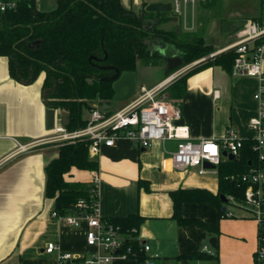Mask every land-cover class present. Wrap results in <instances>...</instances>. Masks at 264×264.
<instances>
[{
  "label": "crops",
  "instance_id": "crops-1",
  "mask_svg": "<svg viewBox=\"0 0 264 264\" xmlns=\"http://www.w3.org/2000/svg\"><path fill=\"white\" fill-rule=\"evenodd\" d=\"M121 1L129 9L147 6L141 0ZM263 1L253 0L245 6L233 4L234 0H216L206 7L203 0L194 15L191 12L188 15L187 23L192 28H186L182 17L171 11L166 13L173 18L164 26L186 34H200L206 44L219 50L238 39L246 19L264 22ZM151 49L163 58L179 55L161 41H153ZM198 64L183 70L181 75ZM148 67L156 68L154 75L144 74ZM166 70H169L167 62L166 65H138L136 71L139 83L152 86L168 76ZM45 75L42 72L33 83L21 82L11 76L9 58L0 55V264H59L57 252L46 251L49 242H57L62 251L77 255L97 251L87 243V224L73 226L54 216L55 199L46 196L45 167L58 156V145L45 144L14 155L19 144L51 134L45 126ZM259 85L257 77L236 76L220 65H211L189 75L180 101L170 98L169 87L161 97L181 107L183 127L177 131L182 136L192 141L221 139L233 129L245 139L253 136L249 122L257 112L255 94ZM91 104L92 107L101 105L98 101ZM90 109H84L85 120L90 117ZM57 112L60 115L56 116V125L67 127L70 122L63 125L62 113L69 111L57 109ZM181 140H154L143 147L129 138H122L114 146H103L98 155H92L89 150V156L98 161L97 169L73 166L64 176L68 181L92 183L95 177L99 178L101 216L110 219L135 213L143 216L138 238L151 246L146 254L154 264H203L204 261L254 264L258 225L247 211H242V218H234L235 213L223 217L218 208L208 202H185L182 214L218 225L220 231L214 234L197 224L181 225L174 218L172 193L175 190L200 188L214 194L220 191L218 167L217 171L203 174L198 167L176 169L172 166V152ZM223 158L229 156L223 154ZM224 203L227 211H232L228 204L237 206L229 199ZM212 237H217V247L211 245ZM205 245L215 250L213 258H177L204 251ZM108 264L139 262L136 258L116 257Z\"/></svg>",
  "mask_w": 264,
  "mask_h": 264
},
{
  "label": "trees",
  "instance_id": "trees-1",
  "mask_svg": "<svg viewBox=\"0 0 264 264\" xmlns=\"http://www.w3.org/2000/svg\"><path fill=\"white\" fill-rule=\"evenodd\" d=\"M56 8L41 10L36 0H19L15 8L0 12V55L9 58L11 76L24 83H33L45 72L43 83L45 103L70 112L67 128L74 130L87 124L84 109L93 108L94 101L108 102L114 95L115 74L105 69L115 66L121 72L140 66L166 65L162 55L151 49L153 41H161L182 57L188 65L217 49L206 44L200 34H186L165 23L173 16L166 12L129 9L121 0H58ZM237 52L229 49L201 62L169 86L170 98L178 102L184 96L190 74L211 65H220L232 73ZM178 69V68H176ZM174 70H166V75ZM253 140L245 138L240 153L232 159L223 158L218 165L220 191L178 189L173 194L174 218L179 224H197L209 233H218L219 226L200 218L185 217V202H208L225 217L227 208L221 194L244 198L245 184L239 179L256 162ZM59 154L45 167L46 196L55 199V211L61 215L80 210L84 199L87 210L98 203V192L92 182L68 181L73 166L97 169L98 161L89 156V141L78 139L60 144ZM234 177V178H233ZM111 220L120 225L125 240L122 252L144 264L148 256L144 242L138 238L144 220L140 214H129ZM177 258L210 259L204 251L186 253Z\"/></svg>",
  "mask_w": 264,
  "mask_h": 264
},
{
  "label": "built area",
  "instance_id": "built-area-1",
  "mask_svg": "<svg viewBox=\"0 0 264 264\" xmlns=\"http://www.w3.org/2000/svg\"><path fill=\"white\" fill-rule=\"evenodd\" d=\"M19 0H0V12L15 8ZM143 5L151 3H164L171 5V12L182 17L186 28H192L187 23L188 15H194L196 7L203 0H141ZM238 39L226 46L202 57L184 68L174 71L155 85H143L137 93L128 100L120 102L119 106L110 112L99 110L100 105L90 109L87 124L74 130L66 126L56 125L51 134L19 144L15 154L45 144H60L74 142L78 139L89 141V150L92 155H98L103 146H114L122 138H129L143 147L149 146L154 140L183 139L176 150L172 152L171 164L176 169L198 167L199 172L206 174L217 171L222 161L223 152L233 154L235 157L243 147L244 138L233 129L225 137L208 138L192 141L187 136L178 133L183 127L181 107L166 101L161 96L164 91L181 74L193 64L201 63L210 57L229 49H235L237 56L234 61L232 74L236 76L257 77L260 80L259 88L255 94L258 102L256 115L250 119L249 127L253 131L251 139L253 150L256 152V162L239 179L245 184L244 198L238 199L234 195L228 196L232 204L240 206L247 211L258 225V245L255 252L254 264H264V22L257 19H246L238 32ZM214 165V168L204 166L205 162ZM234 178V177H233ZM99 178L95 177L93 183L98 192ZM74 212L61 215L57 211L54 216L63 218L73 226L87 224L86 239L90 246L97 251L90 255H77L61 250L57 242H49L46 246L48 253L57 252L59 264H108L116 257L126 258L129 252H122L125 234L119 224L110 218L101 216L98 203L93 211L87 210L84 199L78 202ZM233 211H227L226 216H233ZM151 246L144 243V250L150 251ZM204 251L215 256V250L204 246ZM144 264H154L152 258H147Z\"/></svg>",
  "mask_w": 264,
  "mask_h": 264
},
{
  "label": "water",
  "instance_id": "water-1",
  "mask_svg": "<svg viewBox=\"0 0 264 264\" xmlns=\"http://www.w3.org/2000/svg\"><path fill=\"white\" fill-rule=\"evenodd\" d=\"M205 1H206L205 3L206 7L211 6L216 2V0H205ZM58 4H59L58 0H49V5L52 8H56ZM146 10L151 12H170L171 5L169 3L168 4L151 3L146 6ZM164 59L167 62V68L169 70H174L176 68L180 70L185 67L183 59L179 55L164 56ZM104 68L115 72L113 76L106 78V80L113 81L114 95L110 101L101 103V105L99 106V110L101 112L107 113L117 108L120 102L128 100L129 98L134 96L137 93L139 87L143 86V84L139 83L138 73L136 70H127L121 72L115 66H106ZM46 101L47 100L45 99V102ZM57 114L60 115V113L57 112L56 108L47 105L45 109V117H46L45 126L48 131H52L55 129ZM62 114H63V125H66L70 122V113L63 112ZM180 123H182V121ZM223 154L228 155L229 158H234L233 154H228L226 151H224ZM204 166L214 168V165H212L207 161L204 163ZM221 199L223 200V202H228V198L226 197L225 194H221ZM210 243L213 247H217V237H212L210 239Z\"/></svg>",
  "mask_w": 264,
  "mask_h": 264
},
{
  "label": "rangeland",
  "instance_id": "rangeland-1",
  "mask_svg": "<svg viewBox=\"0 0 264 264\" xmlns=\"http://www.w3.org/2000/svg\"><path fill=\"white\" fill-rule=\"evenodd\" d=\"M252 2H253V0H240V1L234 0L233 4H236V5L243 4L245 6H248ZM36 3H37L38 8L41 9V10H49V9H51V7L49 5V0H36ZM154 70H156V68L148 67V68H146L144 74L154 75V72H155ZM178 78H180V77H178ZM228 207H229V209H232V211H234V213H235V217L234 218H242V211H245V210L240 209V208H236L237 206L234 207L231 204H228ZM241 241H243V240H241ZM257 243H258V236H257ZM256 247H257V245H256ZM203 264H209V262L208 261H204Z\"/></svg>",
  "mask_w": 264,
  "mask_h": 264
}]
</instances>
